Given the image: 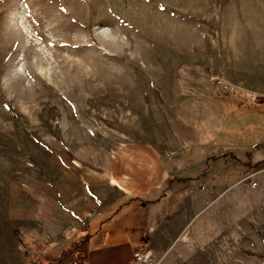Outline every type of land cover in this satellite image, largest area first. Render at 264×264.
I'll use <instances>...</instances> for the list:
<instances>
[{"label": "rangeland", "instance_id": "rangeland-1", "mask_svg": "<svg viewBox=\"0 0 264 264\" xmlns=\"http://www.w3.org/2000/svg\"><path fill=\"white\" fill-rule=\"evenodd\" d=\"M170 136L240 171L139 264H264V0H0V264H84L115 152Z\"/></svg>", "mask_w": 264, "mask_h": 264}, {"label": "crops", "instance_id": "crops-1", "mask_svg": "<svg viewBox=\"0 0 264 264\" xmlns=\"http://www.w3.org/2000/svg\"><path fill=\"white\" fill-rule=\"evenodd\" d=\"M204 96L207 104L214 98L213 93ZM220 103L218 111L212 110L217 136L225 132L229 113ZM184 141L189 139L138 140L115 152L110 175L125 197L112 213L90 220L84 264H139L136 250H165L196 217V198L190 193L200 186L220 190L240 171L238 163L230 165L227 147L215 137L189 146Z\"/></svg>", "mask_w": 264, "mask_h": 264}, {"label": "built area", "instance_id": "built-area-1", "mask_svg": "<svg viewBox=\"0 0 264 264\" xmlns=\"http://www.w3.org/2000/svg\"><path fill=\"white\" fill-rule=\"evenodd\" d=\"M134 257L138 262H145L151 258V250L146 248L142 250H136L134 252Z\"/></svg>", "mask_w": 264, "mask_h": 264}]
</instances>
